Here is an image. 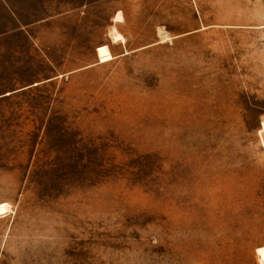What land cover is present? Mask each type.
<instances>
[{"label":"rangeland","instance_id":"obj_1","mask_svg":"<svg viewBox=\"0 0 264 264\" xmlns=\"http://www.w3.org/2000/svg\"><path fill=\"white\" fill-rule=\"evenodd\" d=\"M1 202L0 264H264V0H0Z\"/></svg>","mask_w":264,"mask_h":264},{"label":"bare ground","instance_id":"obj_2","mask_svg":"<svg viewBox=\"0 0 264 264\" xmlns=\"http://www.w3.org/2000/svg\"><path fill=\"white\" fill-rule=\"evenodd\" d=\"M115 21H122L123 16L121 12H117L115 16ZM113 39L115 40H124V37L122 36L121 33L115 32L113 33ZM98 57L100 62L108 61L113 59V54L110 51L109 47L107 44L101 45V47L98 49ZM0 205L5 206L3 209V213L0 214V216H3L7 211H8V203L7 202H1Z\"/></svg>","mask_w":264,"mask_h":264},{"label":"snow or ice","instance_id":"obj_3","mask_svg":"<svg viewBox=\"0 0 264 264\" xmlns=\"http://www.w3.org/2000/svg\"><path fill=\"white\" fill-rule=\"evenodd\" d=\"M4 207H5V206L0 205V214L3 213V209H4Z\"/></svg>","mask_w":264,"mask_h":264}]
</instances>
